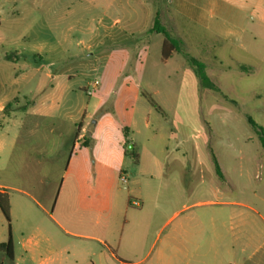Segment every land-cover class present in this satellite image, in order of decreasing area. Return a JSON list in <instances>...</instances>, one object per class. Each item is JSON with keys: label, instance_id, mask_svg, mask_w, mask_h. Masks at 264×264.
<instances>
[{"label": "rangeland", "instance_id": "rangeland-1", "mask_svg": "<svg viewBox=\"0 0 264 264\" xmlns=\"http://www.w3.org/2000/svg\"><path fill=\"white\" fill-rule=\"evenodd\" d=\"M191 7L189 0L42 5L40 13L50 10L53 24L56 15L66 16L60 28L71 35V50L89 40L80 37L81 28H95V59L67 69L77 75L89 117L71 160L50 163L35 154L28 178L22 174L16 182L32 197L8 192L14 261L0 253L2 264H75L99 248L92 238L121 241L123 264H177L167 238L183 218L228 221L233 211L244 225L221 230V242L209 251L211 264L218 258L264 264V148L250 124L264 130V43H253L249 35L240 46L228 45L189 17ZM157 14L169 35L184 43L183 52L168 60L162 56L166 37L152 32ZM188 58L205 65L219 92L202 87ZM216 162L225 179L218 178ZM60 190L54 207L47 198ZM139 196L147 199V242L136 255L123 231ZM185 205L191 208L176 217ZM8 235L0 212V239Z\"/></svg>", "mask_w": 264, "mask_h": 264}, {"label": "crops", "instance_id": "crops-1", "mask_svg": "<svg viewBox=\"0 0 264 264\" xmlns=\"http://www.w3.org/2000/svg\"><path fill=\"white\" fill-rule=\"evenodd\" d=\"M46 1L0 0V191L20 192L26 197L32 196L17 189L16 182L22 174L25 180L28 178L31 166L37 164L36 153L48 158L50 163L57 162L58 157L71 160L79 146L80 134L89 117L88 105H85L77 75L67 69L95 59V28H81L80 37H89V40L84 47L71 50L68 45L71 35L60 28L66 16L56 15L53 24L50 10L40 13ZM189 3L192 6L189 17L203 22L205 29L224 43L240 46L249 35L253 43H264V0H189ZM83 42L82 39L79 44ZM71 51L74 55H69ZM35 138L40 139L41 145L32 143ZM51 140L55 141L52 147L49 146ZM135 160L134 165L139 166L141 157L136 156ZM122 172L125 171L120 174ZM132 174L138 178L135 170ZM222 176L218 178L225 179L223 173ZM60 195L61 190L56 196L48 197V203L55 207ZM139 199L141 204L131 210L123 231L125 245L134 244L136 255L141 254L147 242L143 214L147 199L143 196ZM228 204L245 207L240 202ZM9 207L11 218L10 197ZM189 208L191 205L183 206L175 216ZM29 209V205L24 204L23 210L29 212ZM238 215L233 211L228 214V221L213 216H201L198 220L192 216L183 218L167 238L168 244L173 246L170 258L177 264H211L209 251L221 242V230L227 225L230 230L244 225ZM7 240L0 239V244ZM91 240L99 248L91 249L92 253L75 264H123L126 261L117 253L121 241ZM215 264L225 263L218 258Z\"/></svg>", "mask_w": 264, "mask_h": 264}, {"label": "trees", "instance_id": "trees-1", "mask_svg": "<svg viewBox=\"0 0 264 264\" xmlns=\"http://www.w3.org/2000/svg\"><path fill=\"white\" fill-rule=\"evenodd\" d=\"M1 24V22H0ZM153 33L156 34H163L166 37V40L164 42L163 48H162V56L164 60H168L172 57V54L174 52L177 53H182V46L184 45L182 40H176L173 39L167 30L162 26L161 21L159 19L158 14L156 15L154 27L152 29ZM189 63L191 66L194 67L195 73L197 77L199 78L201 85L204 89H209L212 91L219 92V88L209 79V77L206 74V67L204 64L200 63L199 61L193 59V58H188ZM155 108L158 110V108L154 103H152ZM250 124L253 126L255 131L258 134L259 140L261 141L262 147L264 148V130L257 126L253 121L250 120ZM125 154L128 155V151L125 150ZM216 173L217 175L222 178V172L221 169L216 162ZM0 212L4 216L5 220L8 223L9 226V236L8 240L5 243L0 244V253L4 254L9 261H14V247H13V242H12V237H11V231H10V207H9V195L6 192H1L0 191ZM0 264H2L0 262Z\"/></svg>", "mask_w": 264, "mask_h": 264}, {"label": "built area", "instance_id": "built-area-1", "mask_svg": "<svg viewBox=\"0 0 264 264\" xmlns=\"http://www.w3.org/2000/svg\"><path fill=\"white\" fill-rule=\"evenodd\" d=\"M95 85H98V82H96ZM121 181H122L123 183H125V184H127V182H128V181H127V178H126L125 176H123V175L121 176ZM134 206H135V207H139L140 204H139L138 202H135V203H134Z\"/></svg>", "mask_w": 264, "mask_h": 264}]
</instances>
